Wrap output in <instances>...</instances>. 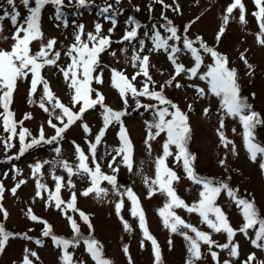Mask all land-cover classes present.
Returning <instances> with one entry per match:
<instances>
[{"label":"rangeland","instance_id":"374dc122","mask_svg":"<svg viewBox=\"0 0 264 264\" xmlns=\"http://www.w3.org/2000/svg\"><path fill=\"white\" fill-rule=\"evenodd\" d=\"M232 2L233 0H163V3H158L157 0H119V3H116V0H86L85 6H79L78 0H63L60 18H57L55 5L44 6L39 21L42 38L31 43V53L35 54L49 40L56 41L49 58L56 52L60 53V57L55 65L45 66L41 70V75L47 81L54 97L74 112L79 111L80 104L73 105V90L61 69H66L71 63V57L67 52L75 43L79 26H83L81 39L85 42L89 33L96 35V24L101 25L99 36L110 39V46L100 54V64L94 73L101 74L103 82L93 81L91 87L95 91L92 98L95 99V92L98 91L104 97L105 106L114 111L127 113L121 121L133 146L132 169L129 170L124 164L122 154H116L121 142L118 135L120 125L115 121L108 126L100 144L97 145L96 163H92L89 144L95 143L96 135L104 127L103 108L100 105L87 110L81 119L62 134V139L52 144L35 145L20 156L18 134L21 129H27L30 133L25 140L29 143L33 138H39L41 129L45 139H50L56 134L55 129L49 126V120L57 127L63 125L56 119L61 115L59 109L53 111L52 104L46 101L45 107L49 109L48 112L39 106L43 96V85H38L36 93L30 98L31 74L19 79L10 105L13 118L17 122V135L9 142L10 148L4 146L8 142L9 133L4 131L0 118V160H10V163L0 165V185L4 189L0 197V209L3 210L0 211V222L6 232L12 234V238L0 252V264H23L26 255L32 264H62L65 251L72 256L73 264H95L86 250L84 243L86 239H95L101 246L103 257L112 264L130 262L156 264L152 243L144 238L139 218L131 213L132 204L126 195L128 189H131L138 198L148 232L159 246L160 264H187L190 254L185 234L194 237V233L182 226L175 233L165 227L159 212L168 202V197L158 189L149 196V185L145 183L146 178L149 181L155 179V162L163 154L162 145L167 136L162 132L155 139L148 141L151 147L149 151L145 143L148 135L146 122H155L156 108H149L147 111L143 107L137 109L136 101L139 100L144 105L168 108L170 113L174 109L169 105H159L158 101L146 97L133 98L130 94L126 97L125 107L124 100L112 85V69L124 73L130 80L139 71L138 62L137 67H133L134 52L141 58L149 57V75L153 82L149 83V89L162 92L167 100L187 116L191 129L187 147L195 157L194 171L201 178L226 183L238 196L253 202L258 213L264 214V171L260 168L264 157L258 156L255 162L249 158L239 118L227 116L221 108V98L211 94L207 81L199 78L214 63L210 53L200 48L199 44L202 41L207 47L226 57L228 67L236 70L241 96L251 106V111L258 113L262 120V123L253 130L254 142L264 146V43L259 42L264 36L261 35L260 25L253 15L258 10L254 0H242L245 7V23L240 22L238 8L234 9L227 25L223 23L226 9ZM109 5L112 7L108 13L116 17L115 25L110 18H106L108 16L96 12ZM34 6V0H30L29 7ZM15 7L20 12L18 24H23L29 15L28 8L23 6L21 0H15ZM11 11L12 6L7 4V0H0V15ZM130 17L137 20L140 25L137 37L131 42L123 40L125 33L132 30ZM169 26L175 27L177 35L181 38L169 40L168 43L180 49L175 58L185 69L194 67L195 61L191 53L183 48V39L187 38L194 42L193 47L197 48L202 59L197 76L189 78L187 71L176 75L175 65L168 58L171 54L170 48L167 51L152 50L151 36L159 32L161 37L166 39L171 35L166 30ZM221 27L224 28V32L217 40ZM0 28H2L0 50L11 51L15 31L11 20L6 18L0 21ZM109 29L112 31L109 32ZM141 40L144 41L143 51L140 50ZM242 56L244 59H241ZM169 80H172L171 84L167 83ZM145 82L146 78L141 74L136 77L133 84L140 89ZM177 84L180 87H176ZM198 88L204 90L203 95L197 92ZM205 109L208 110L207 114ZM2 111L3 109H0V112ZM26 114L31 118L25 119ZM166 119H171V116ZM222 119L223 128L220 126ZM20 121L23 123H19ZM84 124L88 126V132L82 127ZM152 131L155 132V129ZM221 132L228 141H231L227 146L221 142ZM76 146H79L88 157L86 163L90 168L94 169L96 164H99L104 175L116 178L115 185L109 184L108 181H100L99 187L105 189V193L99 196L95 192L87 196L82 194L92 185L87 174L83 172L77 174L76 166L79 160ZM57 147L60 149L59 154L55 151ZM170 151L173 155L167 158L166 164L179 177V180L173 183V187L185 204L191 206L199 201L202 185L187 178L182 160L175 159V146H170ZM17 156L20 158L15 160ZM221 161L224 163L221 164ZM62 162H67L72 167L73 175L69 176ZM37 163H41L42 168L39 173L34 174L32 166ZM54 177L61 178L59 197L64 204L60 208H57L55 201L50 199V195L56 191ZM20 181L24 183L16 187ZM37 182L45 187L38 189ZM13 188H16L15 194L12 192ZM73 194L76 197V210L66 207ZM117 203L122 204L119 215L116 211ZM216 205L223 210L231 227L236 230L232 243L238 245V257L230 256L231 245L228 249L217 247L228 243L226 233L213 232L202 223V218L195 212L190 213L185 208L173 209L185 223L209 234L215 241L211 249L201 243V259L195 261V264H225V261H228V264H245L250 255L255 256L251 264H262L264 248L252 244L256 229H249L247 235L239 231L244 220L240 209L226 191H221L216 198ZM29 210L38 220L33 221L29 218ZM80 212L88 217L91 228L81 219ZM69 218L78 225L79 234L73 232ZM43 222L51 227V234L48 237L43 236L45 227ZM125 223L129 226L127 231ZM24 236L36 238L40 244L26 241ZM52 236L72 243L65 250L53 242ZM125 247L128 249L127 254L124 251ZM212 251L217 253V260H213ZM31 252L37 255L31 256Z\"/></svg>","mask_w":264,"mask_h":264},{"label":"snow or ice","instance_id":"6c2138e0","mask_svg":"<svg viewBox=\"0 0 264 264\" xmlns=\"http://www.w3.org/2000/svg\"><path fill=\"white\" fill-rule=\"evenodd\" d=\"M158 3H163V0H157ZM21 3L25 8H28L29 15L24 20L23 24H18V17L20 12L16 10L15 0H7V4L12 6L11 13L5 12L3 15H0V21H3L6 18L11 20L12 25L15 28L12 39L14 43L12 45L11 51L0 50V109H3L0 112V118L3 121L4 131L9 133L8 142L5 143V148H10L11 144L9 143L13 136L17 135V122L14 120V114L10 110V105L13 99V93L16 90L17 81L19 79L26 78L29 73L31 74V88L29 91V97L36 93L38 85H43V96L41 98L40 107L44 111L48 112L49 109L45 107V101L49 104H52L53 111L59 109L61 112L60 116H57L56 119L60 121L63 125L62 127H57L55 124H52V121L49 120V126L55 129V135L50 139H45L43 129H41L40 136L38 139L33 138L31 142L26 143V137L30 135L27 129H21L19 131V141H20V156H22L29 148H32L35 145L41 143L52 144L58 139H62V134L77 120L81 119L83 114L97 105H100L103 108V122L104 127L100 130L99 134L95 137V143L89 144V151L92 153V163L95 162V150L98 144H100L102 137L108 126L113 122H117L120 125L119 128V139L121 146L116 149L117 155H123L124 164L132 169V152L133 146L131 140L128 136L127 130L123 125L121 118L127 113L125 111H114L104 105V97L98 91L95 92V99L92 98V93L95 91L91 85L93 81L96 83H102L101 74H96L97 68L99 67L100 54L103 53L110 46V39L108 37H101L99 33L101 31V25H95L96 35L89 33L87 36V42L81 39V34L83 33V26H79V32L75 36V43L70 46L68 49L67 55L71 57V63L67 66L66 69H61L65 80L69 82V87L73 90L72 102L75 106L80 104L78 112H74L65 105H63L59 99L54 97L47 81H45L41 75V70L45 66L55 65L57 60L60 57V53L56 52L52 58H49L50 52L53 50L56 41L49 40L46 45H42L40 49L35 53H31L30 45L33 41L39 40L42 38V32L40 28V15L41 10L47 4H52L56 6L57 18H60L61 12L60 8L63 5V0H34V7H29L30 0H21ZM116 3H119V0H116ZM256 8L258 9L253 15L256 17L259 25L261 35L264 36V0H254ZM86 0H78L79 6H85ZM112 5L100 9L101 14H106L109 12V9ZM167 7V6H166ZM239 9L240 11V22L245 23V7L242 3V0H233V2L227 7L226 14L224 16L223 23L227 25L229 17L233 13L234 9ZM177 11L179 9H176ZM111 18V17H106ZM113 25H115V20L112 19ZM130 24L135 26L131 31H127L123 36V40L131 42L137 37V28L140 27L138 23L133 20H129ZM169 25L171 22L169 21ZM2 30V28H0ZM171 33L166 39L162 38L159 32H156L151 36V41L153 45L152 50H168L171 49V54L169 55V60L175 65L176 75H179L181 72L187 71L189 73V78L195 77L198 74V70L201 66L202 59L198 53L196 47H193V41L184 38L183 39V48L188 50L194 61L195 66L190 69H185L183 65L176 62L175 54L180 51L179 48L175 46H170L169 40H180L181 38L177 35V29L175 27L169 26L166 29ZM112 30L109 29V32ZM224 28L221 27L220 32L217 35V40L220 39V36L223 35ZM21 33L23 35L21 36ZM147 35V33H146ZM259 39V38H258ZM260 43H264V39H259ZM91 45V46H90ZM141 48L143 51L144 41H140ZM205 52L210 53L214 63L208 67V70L205 74L200 75L201 80H206L209 85V91L211 94L221 98V108L227 116L238 117L239 121L243 127V139L245 142L246 149L249 153V158L255 162L258 156L264 157V146H261L258 143H255V136L253 134L254 128L262 123L261 117L255 111H251V106L246 102L245 98L240 94V88L237 83V72L235 69L228 67V61L226 57L219 55L212 48L207 47L202 41L199 44ZM114 55V53H113ZM241 59H244L242 56ZM133 67H137V62L139 66V71L131 77V80L122 72H119L115 69H112V85L116 88L124 100L125 107L127 106L126 97L130 94L133 98L136 97H146L153 99L159 102V105H169L174 111L169 112L168 108H160L156 105H144L136 101L137 109L143 107L146 111L149 108H156L155 116L157 119L155 122H146L148 128V135L145 140L146 145L148 141L155 139L162 132L166 133L167 139L162 145L163 154L156 159L155 169L156 175L155 179L149 181L145 179V183L149 185V196L154 194L155 190L166 194L168 197V202L164 205L163 209L160 210L159 215L162 217L165 227L169 228L171 232L175 233L178 231L179 227L189 229L194 233V237H189L185 234V239L188 241V252L189 260L187 264H195V261L201 259V243L208 245L209 249L215 245V241L211 239V236L205 232L199 231L196 227H193L184 220H182L178 215L175 214L173 209L175 208H185L190 213H197L202 218V223L206 224L209 229L216 233H226L228 238V243L223 245H217L221 249H228L230 247V256L233 258L238 257V245L232 243L233 237L236 234V230L233 229L228 221L227 216L223 210L216 205V198L220 195L221 191H226L228 196L233 199L235 204L241 211L244 223L239 229L240 232L248 234L249 229L255 230V239L252 240L253 246L264 248V214L258 213L255 204L247 199H243L237 196L236 192L229 188L226 183L217 182L214 183L210 179H201L199 178L194 169L193 162L195 157L188 151V140L190 134V127L188 124L187 116L182 113L175 104L167 100L162 92L151 91L149 89V83H153L151 76L149 75V57L143 56L142 58L138 53L133 54L132 56ZM245 63L247 61L245 60ZM250 67V66H249ZM143 75L146 78V82L143 87L137 89L133 84V81L136 80L138 75ZM175 79V76L172 77ZM168 84L172 83V80L167 82ZM163 85L161 89H163ZM176 87H180L179 84ZM197 92L200 95L204 94L203 89H197ZM31 103V99L29 100ZM207 109H205V114H207ZM171 116V119H166V117ZM30 115H25V119H30ZM66 118V122H65ZM19 123H23L20 121ZM221 128L224 127L223 119L221 120ZM85 132H88V126L86 124L82 125ZM155 129V132L152 129ZM221 142L227 146L231 141H228L223 133H220ZM170 146H175L176 153L175 159L177 161L183 162V168L186 172L187 178L194 183L202 185V191L199 193V201L191 206L185 204V202L177 195L173 183L179 180L177 174L172 171L166 164V160L169 156H172L173 153L170 151ZM149 151H151L150 145H148ZM234 150V149H233ZM56 153H60V149L57 147L55 149ZM77 159L79 160L78 165L76 166L77 174L83 172L91 178V187L88 188L82 194L87 196L91 192H95L97 196L101 193H105V189L100 188V181H108L109 184L115 185L116 178L114 176L104 175L99 164H96L95 168L92 169L88 166L86 161L88 157L85 156L84 152L80 149L79 146H76ZM17 159L19 156L16 157ZM115 157L113 158V160ZM224 162L221 161V164ZM62 166L68 171L69 176L73 175V169L67 164V162H62ZM33 167V173H39L42 168L41 163L35 164ZM111 167V164L109 165ZM260 168L264 171V162L260 163ZM117 171V169H113ZM55 184V193L50 195V199L55 201L56 207L60 208L64 201L59 197L61 189V178L54 177ZM24 181H20L16 187H19L20 184H23ZM70 183V182H69ZM218 185V186H217ZM45 186L37 182V188H44ZM3 186L0 185V197L3 194ZM13 194L16 192V188L12 189ZM39 195V191L37 192ZM128 199L131 201L132 208L131 213L134 217L139 218L140 228L143 232V236L146 240L151 241L153 246V253L155 256L156 264H160V250L155 239L148 232L143 211L140 207L139 200L131 189H128L126 192ZM75 194H73L71 201L66 204V207L69 209H75ZM122 207L121 203L116 204V211L119 215L120 209ZM0 211H3L0 209ZM5 217L7 213H4ZM28 216L31 220L36 221L38 218L35 215H32L31 210L28 212ZM81 219L89 224L88 217L80 212ZM72 230L74 233L79 234L78 225L74 220L69 218ZM43 236L48 237L51 234V227L47 225L46 222ZM258 225V228H257ZM125 230H129L127 223L124 225ZM11 234L6 232L2 225H0V252L3 251L6 242L9 240ZM25 239L29 237L25 236ZM53 242L63 249H67L72 243L69 240L57 238L52 236ZM37 244H40V241H36ZM86 250L95 261V264H112L108 259L102 257L101 246L95 239H89L85 241ZM143 246V245H142ZM26 253L28 250H25ZM125 253L127 254V247L124 248ZM31 256H36L35 252L30 253ZM213 260H217V253L215 251L211 252ZM255 260L254 255H250L245 264H251ZM23 264H32V261L29 260L28 255L24 257ZM62 264H73V259L67 251L64 252L62 256ZM131 264V262H130ZM225 264H228V261H225ZM264 264V262H262Z\"/></svg>","mask_w":264,"mask_h":264},{"label":"trees","instance_id":"16d2710c","mask_svg":"<svg viewBox=\"0 0 264 264\" xmlns=\"http://www.w3.org/2000/svg\"><path fill=\"white\" fill-rule=\"evenodd\" d=\"M105 16H108L107 14H104ZM130 18H133V17H130ZM165 97V96H164ZM166 98V97H165ZM214 183H216V181H214V180H212ZM243 198V197H242ZM87 240V239H86ZM85 240V241H86ZM160 261H161V259H160Z\"/></svg>","mask_w":264,"mask_h":264}]
</instances>
